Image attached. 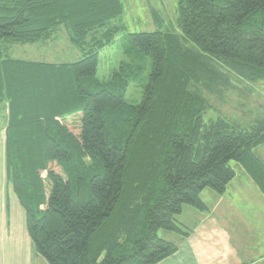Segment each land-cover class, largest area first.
<instances>
[{"label":"trees","instance_id":"trees-1","mask_svg":"<svg viewBox=\"0 0 264 264\" xmlns=\"http://www.w3.org/2000/svg\"><path fill=\"white\" fill-rule=\"evenodd\" d=\"M123 1L0 0L7 178L34 252L49 264L160 262L193 231L176 214L185 204L208 210L201 191L224 193L233 159L264 192L254 151L264 118L249 127L228 116L207 121L202 89L228 86V72L264 79V0H178L179 31H127L125 58L101 78L100 51L125 29ZM64 30L77 60L14 54ZM130 82L143 88L140 102L127 101Z\"/></svg>","mask_w":264,"mask_h":264},{"label":"crops","instance_id":"crops-1","mask_svg":"<svg viewBox=\"0 0 264 264\" xmlns=\"http://www.w3.org/2000/svg\"><path fill=\"white\" fill-rule=\"evenodd\" d=\"M3 109L7 122L8 107ZM5 126L0 131V264H46L34 252L25 209L8 182ZM263 146L254 151L264 161ZM233 166L236 176L224 193L201 191L208 210L183 208L186 223L194 218L188 226L193 231L175 253L156 264H264V245L258 244L264 234V192L244 164L237 161ZM167 238L178 237L169 233Z\"/></svg>","mask_w":264,"mask_h":264},{"label":"rangeland","instance_id":"rangeland-1","mask_svg":"<svg viewBox=\"0 0 264 264\" xmlns=\"http://www.w3.org/2000/svg\"><path fill=\"white\" fill-rule=\"evenodd\" d=\"M123 2L125 11L117 22L124 24L125 29L117 35L113 43L100 51L98 73L101 78L111 77L114 70L125 58L122 43L125 41L127 31H153L156 29L179 31L178 0H124ZM38 44L17 45L14 54L16 57L24 59H46L58 62L74 61L82 55L70 44L65 30L59 33L55 40L41 46ZM214 62L216 63V61ZM147 66V72H149L151 69L149 57H147ZM217 66L223 74L228 72L226 65L217 63ZM228 75V86L220 85V88L215 87L206 90L202 85V89L211 104L204 117L208 121L217 116H228L240 126L249 127L257 118H264V79L251 82L234 72H228ZM142 96L143 88L135 82H130L126 92L127 101L137 103L142 100ZM5 119L6 111L3 109L0 113V127L6 124ZM262 148L264 146L260 147V149ZM236 162L233 159L230 164L234 165ZM186 206L191 205L185 204L183 208ZM185 213L176 214L175 220L184 222V227H188L194 218H188V223H186L184 221ZM159 234L164 237L169 235L164 229H161ZM258 244L264 245V234L258 237Z\"/></svg>","mask_w":264,"mask_h":264}]
</instances>
